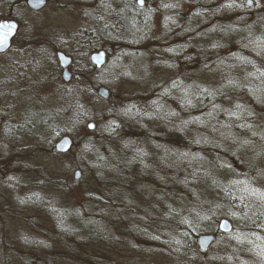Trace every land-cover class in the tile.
Wrapping results in <instances>:
<instances>
[{"label": "trees", "instance_id": "obj_1", "mask_svg": "<svg viewBox=\"0 0 264 264\" xmlns=\"http://www.w3.org/2000/svg\"><path fill=\"white\" fill-rule=\"evenodd\" d=\"M236 1L194 0L192 5L200 6L201 24L186 28L179 39L189 40L206 32L201 38L205 40L202 47L199 49V43L194 55H186L192 59L198 55L200 68L220 66L228 58L233 64L245 63L244 68L252 64L256 69L211 90L196 87L183 77L184 70L179 72L176 68L174 77L164 84L111 107L110 129L114 127L115 134H110V130H107L108 137L90 133L91 143L84 145L94 159L88 165L82 162L84 166H76L94 171L91 186L96 190H106L110 196L113 193L126 195L127 189H133V193L147 194L165 206H168L166 203L173 207L181 204L186 212L178 218H159L151 217L147 214L149 211L136 206L133 213L115 209L116 205L112 209L99 207L94 211L96 202L87 201L86 207L93 211L83 213L87 225L80 228L91 233L89 241L99 243L101 238L111 235L109 225L112 223L119 226L128 223L133 229L130 240L135 239L137 243L135 248L132 243L129 247L132 253L146 257L147 262L135 258L129 264H153L151 259L157 258L170 259L166 264H264V58H259L256 53L260 47L254 45L256 38L264 40V29L255 36L254 28L258 25L252 21L260 14L264 19V6L248 11L246 5L237 6ZM133 16L138 20L134 13ZM113 46L106 42L94 45L92 50H105L108 61ZM233 46L236 50L231 52ZM169 56L176 66L179 55ZM196 66L197 62L194 68ZM97 72L93 66L77 68L72 73L71 84L78 90L88 87L94 91ZM80 100L81 95L75 89L71 101L63 102V108L46 112L36 106V110H29L35 112L27 113L24 124L27 146L21 150L31 153H11L9 159L3 160L0 183L8 174L22 177L28 173V167L36 171L38 166L30 160L39 153L47 151L58 155L53 145L63 135L73 138L72 150L78 147L79 124L93 119L90 108L85 109ZM123 125L130 126V130L123 131ZM200 153H210L211 158H204ZM241 175L243 177L238 178ZM47 181L54 190H61L60 183L58 186L54 179ZM251 190L254 192L248 193ZM239 191L243 196L233 200ZM230 199L242 209L241 219L230 218L236 222L233 232L222 235L216 226L217 209L230 203ZM142 229L168 239L171 245L162 250L165 242L159 243L156 239L146 244ZM194 229L215 235L216 240L208 251L203 253L195 248L194 240L199 235L196 236ZM75 246L87 259L106 258L107 251L95 255L80 242ZM154 249L157 250L149 253ZM126 253H130L129 249ZM106 261L102 264H110ZM50 262L48 264H52Z\"/></svg>", "mask_w": 264, "mask_h": 264}, {"label": "rangeland", "instance_id": "obj_2", "mask_svg": "<svg viewBox=\"0 0 264 264\" xmlns=\"http://www.w3.org/2000/svg\"><path fill=\"white\" fill-rule=\"evenodd\" d=\"M183 1L147 0V4L144 3L141 9L136 5V0L133 5L129 0H51L46 9L35 14L27 8L12 9L7 6L6 0H0V19L9 14L19 18L20 37L25 38L24 45L20 46L15 42L8 55L0 57V163L10 158L8 156L11 153H6L7 151L21 150L27 146L26 141L6 142L1 139L6 121L10 122V129L16 128L17 115L27 107L35 105L46 112L48 109L63 108V102L66 103L68 99L71 101L76 89L81 95L79 102L85 109L90 108L93 117L91 121L79 124L76 136L79 140L78 147L65 155H54L47 151L39 153L34 160H30L31 164L38 166L36 171L32 172V168L28 167V173L22 177L8 174L0 183V264H48L50 260L52 264H102L104 260L110 264H129L135 258L147 262L146 257L132 253L129 244L132 243L135 248L137 240H130L133 229L128 223L122 224L124 226L115 223L109 225L112 227V234L101 238L99 243L87 239L91 233L80 227L87 225L83 213L90 212V207H86L90 199L97 203L94 204V211L99 210V207L112 209L116 205L115 209L129 213H133L136 206L146 210L145 212L149 211L147 214L151 217L178 218L186 214L181 204L173 207L166 203L168 206H165L163 202L147 197V194L137 191L133 193V189H127L126 195L113 193L109 196L106 190L100 192L92 187L94 171L81 170L76 166H84L82 162L88 165L94 159V155L84 149L85 144L87 147L91 143L90 133L108 137L107 130H110V134H115V128L110 129V123L113 122L110 120L111 107L118 106L122 100L141 95L149 88L164 84L174 77L176 68L179 72L184 70L183 77L195 83L196 87L211 90L256 69L248 64L249 68L246 67V70L245 63L233 64L228 58H225V64L203 69L198 65V55L193 59L188 58L187 53L194 55L199 43V49L202 47L205 40L201 41V38L206 32L189 40L179 39L186 28H196L201 24L200 6L192 5L194 0H185V5ZM248 1L252 2L251 6ZM236 3L237 6L246 5L248 11L264 6V0H259V5L256 0H238ZM261 16L263 14L255 15L252 19L258 25L254 28L255 36L264 29V19ZM30 35L38 40H31ZM216 36L214 33L213 38ZM256 39L254 45L260 47L256 54L259 58H264L261 51L264 40ZM106 42L114 45L113 51L106 65L97 70V87L94 91L88 87L78 90L77 86L63 82L62 71L56 59L57 51L73 59L70 72L74 73L77 68H90L92 65L89 57L95 52L92 47ZM230 49L231 52L236 50L235 46ZM171 54L179 55L176 66L173 65L174 62H170ZM196 62L197 66L194 68ZM18 80L21 82L19 81L20 87L18 84L17 87L22 91L5 85L11 82L10 86H16L15 82L18 83ZM100 87L110 91V101L105 102L98 97L97 90ZM17 101L24 106H18ZM90 122L95 124L94 132L87 129ZM121 129L126 132L130 130V126L123 125ZM200 154L204 158H211L210 153ZM77 170L81 172L78 181L74 179ZM50 178L56 184L60 183L61 190H54L48 181L45 182ZM250 192L252 190L248 193ZM239 196H243L240 191L232 199L236 200ZM216 204L218 205L217 202ZM81 209L82 213H78L77 210ZM241 210L230 199L226 206H218L217 223L221 219H241ZM121 213L129 217L125 212ZM231 223L233 227L236 224L234 221ZM141 231L146 244L156 239L159 243L165 242L166 246H162V250L171 245L168 239L158 237L152 231ZM194 233L196 236L211 235L198 229H194ZM76 242L84 245L90 254L98 255L101 251H107L106 258L87 259L83 251L77 250ZM194 246L199 250L197 239L194 240ZM126 247L129 254L126 253ZM35 256L39 259H35ZM49 256L52 259L47 260ZM167 261L170 259H151L153 264H166Z\"/></svg>", "mask_w": 264, "mask_h": 264}, {"label": "water", "instance_id": "obj_3", "mask_svg": "<svg viewBox=\"0 0 264 264\" xmlns=\"http://www.w3.org/2000/svg\"><path fill=\"white\" fill-rule=\"evenodd\" d=\"M27 7L35 13L41 12L47 6L46 0H27ZM248 5L251 6L252 2L248 1ZM137 6L139 8L144 7V1L137 0ZM19 26L17 22L13 20L0 21V54H5L11 47L12 39L17 33ZM107 52L105 50H99L93 52L90 57V63L97 70H101L107 62ZM56 59L58 61L59 68L62 71V80L64 83L69 84L72 81L73 75L70 72V67L73 64V59L67 56L65 53L57 51ZM97 95L101 100L108 102L111 100L110 91L104 87H100L97 90ZM87 129L89 132H94L95 124L93 122L88 123ZM73 139L70 136H63L54 145V150L58 155H65L69 153L73 147ZM81 172L75 171L74 179L79 180ZM218 232L222 235H230L233 232V224L228 219H221L218 226ZM216 240L215 235H200L197 237V243L201 252L208 251Z\"/></svg>", "mask_w": 264, "mask_h": 264}, {"label": "flooded vegetation", "instance_id": "obj_4", "mask_svg": "<svg viewBox=\"0 0 264 264\" xmlns=\"http://www.w3.org/2000/svg\"><path fill=\"white\" fill-rule=\"evenodd\" d=\"M143 1H144L145 4H147V0H143ZM26 2H27V0H12V1L11 0H6L5 3L7 4L8 7L11 6L12 9H14V8H17V9L18 8H27V9H29L27 7ZM46 2H47V6H46V8H47L50 5L51 0H46ZM129 2L133 5V0H129ZM184 2H185V0L183 1V5H185ZM136 5H137V0H136ZM182 7L185 8L184 6H182ZM30 12L31 13H35V12H32L31 10H30ZM2 20H13V21L17 22L19 28L17 30L16 35L12 39V43H11L10 49L5 54H0V57H3V56L8 55V53L13 48L15 42H18L17 44H19L20 46H22V45L25 44V38L23 36L20 37V32H21L20 29H21V27H20V20H19V18H16L15 16H13V14L12 15L9 14L6 18L0 19V21H2ZM30 39L33 40V41L38 40L37 38H33V37H30ZM10 81H13V80L11 79ZM19 81L20 80H18V83L15 82L16 86H10L11 82L10 83L7 82L5 85L7 86V88H8V86L11 87L12 89L18 88L19 91H20L21 89L19 88L20 87ZM17 84H18L19 87H17ZM18 99L20 100L21 99V96H19ZM14 100H16V98ZM17 105L18 106H22V107L24 106V104H21L18 101H17ZM35 108H36V106L34 105V107H27V108H25L24 111H21L17 115L18 116V119H16V124H15L17 127L14 128V129H10V127L8 126V124H10V122L6 121V123L4 124V128L5 129H4V131H2V134H1V139H3L6 142H11V141L12 142H14V141H18V142H20V141H26V137H27L26 131L27 130L25 129L24 124L27 123V117L29 116V115L27 116V113H31L32 112V111H29V110H36ZM34 112L31 113V114H34ZM5 125H6V127H5ZM6 153H31V151H29V150L28 151H25V150H11L10 151L9 150Z\"/></svg>", "mask_w": 264, "mask_h": 264}, {"label": "snow or ice", "instance_id": "obj_5", "mask_svg": "<svg viewBox=\"0 0 264 264\" xmlns=\"http://www.w3.org/2000/svg\"><path fill=\"white\" fill-rule=\"evenodd\" d=\"M141 3H143V0H141ZM257 5H259V0H256Z\"/></svg>", "mask_w": 264, "mask_h": 264}]
</instances>
